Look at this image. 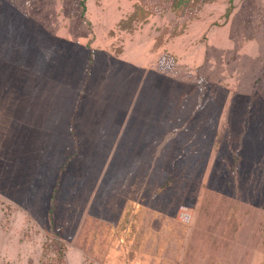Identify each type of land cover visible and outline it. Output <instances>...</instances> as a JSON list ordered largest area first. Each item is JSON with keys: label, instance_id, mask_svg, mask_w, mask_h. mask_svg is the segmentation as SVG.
Here are the masks:
<instances>
[{"label": "rangeland", "instance_id": "rangeland-1", "mask_svg": "<svg viewBox=\"0 0 264 264\" xmlns=\"http://www.w3.org/2000/svg\"><path fill=\"white\" fill-rule=\"evenodd\" d=\"M84 1L85 18L82 0H0L7 95L22 99L0 97V264L91 260L92 196L122 224L129 195L146 228L214 208L264 264V0H214L192 20Z\"/></svg>", "mask_w": 264, "mask_h": 264}, {"label": "crops", "instance_id": "crops-1", "mask_svg": "<svg viewBox=\"0 0 264 264\" xmlns=\"http://www.w3.org/2000/svg\"><path fill=\"white\" fill-rule=\"evenodd\" d=\"M0 50L3 49L0 48ZM5 57L1 58L0 55V61L3 59L5 61ZM12 67L0 63V73H4V79L9 78L5 80L3 88L0 86V97L5 95L6 99L9 97L7 95L9 87L14 83L9 75V68L12 70ZM12 101H22V99L8 98V104ZM52 103L54 100L49 99L46 103L47 107H50ZM46 110L50 111V108H37L34 114L39 115L38 119L43 121ZM23 111L26 115V108H23L20 113L10 112L11 120H19ZM0 112L5 111L1 109ZM32 132L33 135L37 133V137L39 136L38 130ZM23 134L22 131L19 136L22 137ZM26 168L28 170V167ZM116 196L115 200L113 199L115 202L124 199L123 195ZM127 198L130 202L128 204L122 202V205L125 207L124 213L128 212V215L121 224L118 217H113L115 214L91 213L90 204L94 202L92 196L85 221L87 222V217L90 215L92 222L95 220L101 222L103 228L106 223L108 227L106 230L102 228L97 245L92 243L94 238L90 239L91 243L89 241L86 243L90 248L96 249L95 257L91 260H81L80 264L95 262L97 264H263V261H255L248 254L251 245L245 230L246 225L242 223L238 226H230L226 222L221 223L216 219L219 213L214 208L194 210L192 214L194 219L190 224L181 223L176 215H172L166 216L161 226L154 225V227L146 228V225L141 224L144 222L145 214H140V210L137 212L134 210L135 213L132 214L133 210L129 208L132 204L135 207L138 206V203L134 202L137 199L130 195ZM105 200L107 202L108 198L105 197ZM113 225L117 226L119 231L113 232L110 229ZM76 249L79 250V247Z\"/></svg>", "mask_w": 264, "mask_h": 264}, {"label": "trees", "instance_id": "trees-1", "mask_svg": "<svg viewBox=\"0 0 264 264\" xmlns=\"http://www.w3.org/2000/svg\"><path fill=\"white\" fill-rule=\"evenodd\" d=\"M214 0H151V8L145 10L144 7H139L136 12L139 13L138 11L141 9L147 12V15H150L151 12L156 13L161 11H166V10H172L176 13L178 16H184L186 20H192L196 17L197 12L203 7L204 4L209 3ZM82 17L85 18V12H86V6H85V1L82 0ZM233 6L232 4L227 8L226 10V17H229L231 12H232ZM255 87V84H254Z\"/></svg>", "mask_w": 264, "mask_h": 264}, {"label": "built area", "instance_id": "built-area-1", "mask_svg": "<svg viewBox=\"0 0 264 264\" xmlns=\"http://www.w3.org/2000/svg\"><path fill=\"white\" fill-rule=\"evenodd\" d=\"M178 217H179V220L184 224H190L193 220L192 212L189 209V207L185 204H182L179 207Z\"/></svg>", "mask_w": 264, "mask_h": 264}]
</instances>
